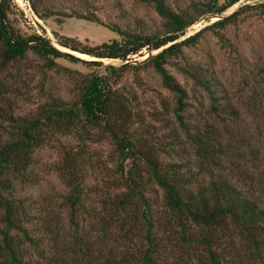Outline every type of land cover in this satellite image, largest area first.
<instances>
[{
    "label": "trees",
    "instance_id": "obj_1",
    "mask_svg": "<svg viewBox=\"0 0 264 264\" xmlns=\"http://www.w3.org/2000/svg\"><path fill=\"white\" fill-rule=\"evenodd\" d=\"M64 1L71 2L69 10L64 8ZM139 1L150 3L159 15V22L153 27L103 21L85 3L78 6L74 0H28L31 11L39 18L53 17L61 22L68 16L82 17L119 33V39L97 44L66 35L57 37L60 44L81 54L127 60L143 47L162 46L140 65L152 66L162 84L175 95L174 118L183 134L165 124V128L172 130L165 136L166 144L161 149L169 159L150 149L131 130L137 128L134 123L138 121L134 119L140 116L124 93L113 87V75L126 63L106 64L102 70L87 72L65 68L58 58L80 62L85 67H98L100 60L69 54L40 33L21 32L10 18L13 0H0V69L22 62L32 52L45 68L60 71L62 67L69 71L71 79L65 90L51 76L47 78V84L41 83L40 101L26 114L14 111L9 100L7 107L0 103V118L5 120L0 124V264H264V186L260 184V194L252 192V182L246 183L244 171L239 172L243 174L242 184L213 171H209V177L203 176L204 160L220 164L221 157L236 146L221 141V133L213 125L186 120L183 111L187 92L165 66L173 64L206 91L209 111L232 110L231 104L223 102L225 95L221 93L219 79L208 66L188 60L183 47L194 45L208 29L221 41H229L225 32L228 24L235 22L238 11L177 38L200 15L221 13L238 0ZM244 7L264 15V0L246 3ZM98 129L116 145L114 162L119 178L111 202L122 209L126 207L131 219L140 216L145 224L141 251L132 259L129 252L117 254L110 244H103V248L90 246L84 237L76 218L90 197L86 181L89 174L79 156L73 154V147L68 150L63 145L61 162L56 163L60 179L68 187L62 205L69 209L74 232L71 241L59 238L56 226L48 224L49 211L36 207L35 198L25 192L37 178L43 148L55 145L67 135L84 144ZM185 140L193 146L199 162L184 156ZM76 145L80 146L79 142ZM78 151L76 155H80ZM156 189L162 191V211L152 196ZM125 221L122 216L121 229H125ZM164 226L166 230L178 231L180 252L175 254L162 243ZM109 227L103 232H108Z\"/></svg>",
    "mask_w": 264,
    "mask_h": 264
},
{
    "label": "rangeland",
    "instance_id": "obj_2",
    "mask_svg": "<svg viewBox=\"0 0 264 264\" xmlns=\"http://www.w3.org/2000/svg\"><path fill=\"white\" fill-rule=\"evenodd\" d=\"M74 1L78 6H82L81 2L83 5L85 3L90 12L106 22L116 21L149 28L159 22V15L153 6L139 0ZM254 1L260 0H238L221 13H204L189 24L177 38V40L182 39L218 18L235 10L238 11L235 22L229 23L225 32L229 41H221L208 29L200 34L194 45L183 47L184 55L188 60L199 61L212 70V74L221 83L219 84L221 93L225 95L223 102L231 104L232 110L226 109L218 113L209 111V97L206 91L192 78L182 74L173 64L166 63L165 66L187 92L183 111L186 120L198 125L204 123L213 125L216 131L221 133V141L224 143L230 141V145L236 146V151L229 150L221 157L223 160L220 164L204 160L203 176L209 177V171H213L242 184L243 174L239 172L244 171L246 183L252 182L255 190L251 191L260 194L259 187L264 186V15L253 8H242L246 3L251 4ZM62 4L66 10H69L71 2L64 1ZM10 18L21 32L40 33L48 37L54 45H57V37L60 35L76 37L89 44L120 37L117 31L82 17L68 16L61 22L53 17L39 18L31 11L28 0H13ZM160 48L143 47L139 52L130 54L127 60L102 58L98 67H85L80 62L65 58H58L57 61L65 68L82 72L102 70L106 64L120 66L126 63L125 68L117 75H113V87L118 92L124 93L127 101L132 102L133 108L140 116L134 119L138 121L134 123L137 128L131 130L141 136L150 149L169 159L161 149L166 144L165 136L168 132L170 135L174 128L179 130V134H183L174 118L175 95L162 84L152 66L140 65L147 54H154ZM59 70H48L35 54L28 52L22 62L9 63L0 69L2 91L0 103L7 107L9 100L14 111L26 114L40 101L43 93L41 83L47 84L46 79L50 76L57 81L61 89L68 90V85L71 83L69 71L62 67ZM63 93L65 94L64 91ZM3 123L5 120L0 124ZM165 124H170L172 129L165 128ZM77 142L80 146L76 145ZM184 142L186 147L184 156L186 155L192 162H199L193 146L187 140ZM63 145L68 150L69 147H73V154L79 156L82 160L80 162L86 166L89 174L86 176V181L90 189V197L85 201L84 211L76 218L82 227L84 237H87L90 246L103 248L104 245L110 244L117 254L120 251L129 252L131 259L134 258L142 248L145 224L140 216L136 217V220L131 219L126 207L122 209L111 202L110 197L118 188L119 172L114 162L116 145L107 133L98 129L97 132L89 135L84 144L74 136L67 135L60 137L55 145H47L40 151L42 164L37 167L38 175L34 185L28 187L25 192L35 198L36 207L49 211L48 224L56 226L55 230L59 238L71 241L74 232L69 220V209L62 205L68 187L61 181L56 165L57 162H61ZM76 151L80 152V155H76ZM231 160L233 164L229 163ZM152 196L157 200L158 208L162 211L164 207L162 191L156 189ZM122 216L126 217V225H123L125 229L119 227ZM108 225L109 231L104 233L103 229ZM162 229L164 239L162 243L170 246L167 250H172L175 254L180 252L178 231L166 230L165 226Z\"/></svg>",
    "mask_w": 264,
    "mask_h": 264
},
{
    "label": "water",
    "instance_id": "obj_3",
    "mask_svg": "<svg viewBox=\"0 0 264 264\" xmlns=\"http://www.w3.org/2000/svg\"><path fill=\"white\" fill-rule=\"evenodd\" d=\"M56 44H57V45H55V46L58 47L59 49L65 51V52H67V53H69V54L76 55V56H78V57H80V58L94 59V60H101V59H102V58H96V57H89V56H91V55H89V54H87V53H84V54H86V55H88V56H82V55L79 54V53H83V52L73 50V49H71V48H69V47H66V46H64V45H62V44H60V43H58V42H57ZM63 47H64V48H63ZM150 54H151V53L147 54V56H145L144 58L146 59L148 56H150Z\"/></svg>",
    "mask_w": 264,
    "mask_h": 264
},
{
    "label": "bare ground",
    "instance_id": "obj_4",
    "mask_svg": "<svg viewBox=\"0 0 264 264\" xmlns=\"http://www.w3.org/2000/svg\"><path fill=\"white\" fill-rule=\"evenodd\" d=\"M64 48V47H63ZM79 54H81V53H79Z\"/></svg>",
    "mask_w": 264,
    "mask_h": 264
}]
</instances>
